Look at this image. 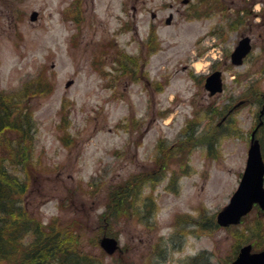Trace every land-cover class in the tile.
I'll return each instance as SVG.
<instances>
[{"label": "rangeland", "instance_id": "374dc122", "mask_svg": "<svg viewBox=\"0 0 264 264\" xmlns=\"http://www.w3.org/2000/svg\"><path fill=\"white\" fill-rule=\"evenodd\" d=\"M184 1L0 0V93L25 83L32 123L29 138L7 134L31 144L27 162L6 163L26 182L18 205L100 264H230L244 244L264 248L263 210L215 221L264 103V0ZM242 35L252 50L235 65ZM212 66L224 87L209 95ZM255 137L264 157V122ZM123 183L136 191L116 207Z\"/></svg>", "mask_w": 264, "mask_h": 264}, {"label": "trees", "instance_id": "16d2710c", "mask_svg": "<svg viewBox=\"0 0 264 264\" xmlns=\"http://www.w3.org/2000/svg\"><path fill=\"white\" fill-rule=\"evenodd\" d=\"M45 85L46 80H38V87L44 89ZM23 86V91L0 93V264H100L99 259L79 250L77 245L74 246L73 236L69 238L64 228H44L34 218L26 217L18 205L26 182L10 173L6 163L27 162L31 144L29 141L21 143L18 140H7V134L8 130H14L19 137L29 138L31 114L28 110L22 111V101L16 99L21 97L23 100L25 96L19 95L28 93ZM190 125L189 121L186 127ZM2 149L4 154L1 153ZM122 185L124 189L117 187L112 192L116 207L130 203L136 191L135 187L130 188L127 183ZM113 198L108 200L107 209L101 217L111 208L109 204ZM29 235L32 240L27 244L25 236Z\"/></svg>", "mask_w": 264, "mask_h": 264}, {"label": "water", "instance_id": "95a60500", "mask_svg": "<svg viewBox=\"0 0 264 264\" xmlns=\"http://www.w3.org/2000/svg\"><path fill=\"white\" fill-rule=\"evenodd\" d=\"M36 17V11H32L30 19ZM170 21V17L166 22ZM251 49L250 37H242L235 49L231 53V61L234 64H240L243 58ZM71 80L66 82L69 85ZM204 87L210 94L222 90L220 72L214 71L205 78ZM264 112V105L260 110V117ZM257 126L251 131L250 144L247 151L246 166L242 173L237 189L232 194L230 201L217 212L216 220L220 225L236 224L240 221L242 215L247 213L254 203H258L264 209V162L261 155L259 140L255 137ZM99 244L107 253H112L118 247L117 239L114 236L103 235L99 239ZM231 264H264V250L250 252V244L244 245Z\"/></svg>", "mask_w": 264, "mask_h": 264}, {"label": "flooded vegetation", "instance_id": "af4514ba", "mask_svg": "<svg viewBox=\"0 0 264 264\" xmlns=\"http://www.w3.org/2000/svg\"><path fill=\"white\" fill-rule=\"evenodd\" d=\"M183 1H184V0H183ZM80 2H81V0H72L71 3H72V7H73V9H74V8H78ZM184 2L186 3V2H188V0H185ZM155 17H156L155 12H151V18L154 19ZM153 25H154V23H153L152 21H149V23H148V29H149L150 27H153ZM242 36H243V35H242ZM242 36H241V37H242ZM238 40H239V39H238ZM238 40H237V41H238ZM235 45H236V44H235ZM233 48H234V47H233ZM230 54H231V52H230ZM229 57H230V55H229ZM215 63H217V62L215 61ZM213 64H214V62H213ZM215 69H218V70H219L220 68H215L214 66H212V70H211V71H213V70H215ZM220 70H221V69H220ZM221 71H222V70H221ZM259 210H260V208H259ZM261 210H262V209H261ZM263 211H264V210H263ZM250 244H251V246H252V247H251V249H252L254 244H253V243H250Z\"/></svg>", "mask_w": 264, "mask_h": 264}]
</instances>
